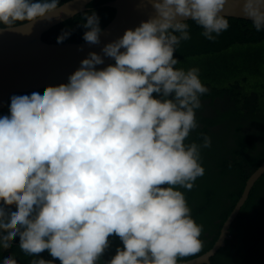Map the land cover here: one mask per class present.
<instances>
[{
  "label": "clouds",
  "instance_id": "1",
  "mask_svg": "<svg viewBox=\"0 0 264 264\" xmlns=\"http://www.w3.org/2000/svg\"><path fill=\"white\" fill-rule=\"evenodd\" d=\"M149 2L154 15L102 48L114 64L98 69L104 59L90 52L67 83L13 95L0 116V248L18 236L29 264H100L112 235L123 248L105 264H178L203 247V225L178 189L205 174L211 138L185 141L209 89L174 53L191 38L187 21L210 41L229 28L226 0ZM67 5L0 0V33L51 23ZM241 10L264 31V0H242ZM83 18V39L100 44L99 16ZM45 250L52 260L36 258Z\"/></svg>",
  "mask_w": 264,
  "mask_h": 264
},
{
  "label": "trees",
  "instance_id": "2",
  "mask_svg": "<svg viewBox=\"0 0 264 264\" xmlns=\"http://www.w3.org/2000/svg\"><path fill=\"white\" fill-rule=\"evenodd\" d=\"M65 1L60 0V4ZM107 1L94 0L89 5L90 9L53 27L45 34V39L57 41L62 31L70 30L71 34L64 41H84L83 34L87 30L82 27L86 22L84 13L90 14L94 10L102 28L115 14L114 8L102 6ZM226 18L229 28L212 41L201 34L203 29L195 22L187 21L191 38L181 41L174 53L180 61L177 68H199L202 83L212 86L209 93L201 95V101L227 93V101L234 104L230 110L210 116L203 115L202 110L196 112L198 124L203 122L204 126L192 130L185 141L202 144L204 135L211 138V146L201 150L205 174L195 181L191 190L178 189L184 193L193 219L203 225L200 237L202 249L196 254L179 258L181 261L199 256L215 244L223 223L244 191L247 179L264 161V31H256L248 19ZM10 103L11 99L6 113L2 111L0 116L10 114ZM201 104L203 108L204 104ZM212 125H218V128H208ZM109 241L110 246L101 257L100 264L115 256L118 247L123 248L118 236H110ZM11 244L9 249L0 248V264L9 255L18 264H29L35 258L26 256L19 249L18 236ZM36 258L53 259L47 250ZM211 260L213 264H264V175L252 188L230 227L225 244ZM54 264L61 262L55 259Z\"/></svg>",
  "mask_w": 264,
  "mask_h": 264
},
{
  "label": "water",
  "instance_id": "3",
  "mask_svg": "<svg viewBox=\"0 0 264 264\" xmlns=\"http://www.w3.org/2000/svg\"><path fill=\"white\" fill-rule=\"evenodd\" d=\"M93 1L67 0L61 3L64 5L67 2L68 5L60 10V18L51 23L39 21L34 26L28 25L15 32L0 33V111L6 107L13 95L67 83L68 77L80 67L81 61L90 52H96L104 59L103 64L96 66L98 69L112 64L114 59L104 56L102 48L122 37L126 30H134L142 21L155 14L149 0H109L102 6L114 8L115 14L101 28L100 44H89L85 40L57 43L45 39V34L53 27L90 9L89 5ZM241 9L242 0H226L222 14L247 19ZM29 30L31 34H21ZM263 175L264 161L247 179L244 191L223 223L215 244L199 256L186 261L178 259V264H213L211 258L225 244L230 227L248 200L252 188Z\"/></svg>",
  "mask_w": 264,
  "mask_h": 264
},
{
  "label": "flooded vegetation",
  "instance_id": "4",
  "mask_svg": "<svg viewBox=\"0 0 264 264\" xmlns=\"http://www.w3.org/2000/svg\"><path fill=\"white\" fill-rule=\"evenodd\" d=\"M205 86L209 89V91L211 89H213L212 86H209L207 84ZM209 91H208V93H209ZM227 99H228L227 93H225L223 96H210L208 98H203L201 103L204 104V107L198 109L196 112L198 113L200 110H202V114L205 115V116H210L213 113H224V112L230 110V108L234 105L233 103H229L227 101ZM212 101H213V105H210V103ZM218 108H220V109H218ZM2 111H5V113H6V107ZM2 111H0V113ZM223 125H227V124H223ZM198 126H204L203 122H200L198 124ZM220 127H222V125H220ZM208 128L216 129V128H218V125L208 126ZM247 128L250 129L251 126H247Z\"/></svg>",
  "mask_w": 264,
  "mask_h": 264
}]
</instances>
